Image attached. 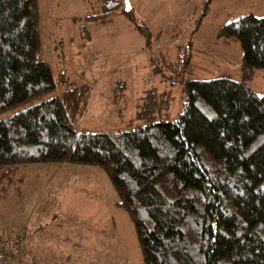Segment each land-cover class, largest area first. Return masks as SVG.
Instances as JSON below:
<instances>
[{
  "label": "trees",
  "instance_id": "16d2710c",
  "mask_svg": "<svg viewBox=\"0 0 264 264\" xmlns=\"http://www.w3.org/2000/svg\"><path fill=\"white\" fill-rule=\"evenodd\" d=\"M37 2L0 0V110L55 87L39 58ZM121 5L105 0L89 19L129 18ZM216 38L239 44V78L184 79L151 68L180 83L174 115L163 103L170 87L148 100L142 88L126 127L79 129L92 90L83 82L0 119L1 179L30 164L95 165L132 224L139 264H264V92L247 84L264 68V15L223 23Z\"/></svg>",
  "mask_w": 264,
  "mask_h": 264
},
{
  "label": "rangeland",
  "instance_id": "374dc122",
  "mask_svg": "<svg viewBox=\"0 0 264 264\" xmlns=\"http://www.w3.org/2000/svg\"><path fill=\"white\" fill-rule=\"evenodd\" d=\"M103 2L38 0L39 58L50 67L55 87L0 110V119L83 82L93 88L76 124L79 129L126 127L134 94L142 88L148 100L170 87L163 103L169 102L174 108L169 115H174L180 83L152 75L151 68L174 77L181 71L184 79H237L239 44L217 39V31L241 15H264V0H129V18L118 15L104 23L89 19ZM189 52L187 66L183 61ZM247 84L262 94L264 68L254 70ZM114 95H121L120 100L112 101ZM14 175L0 177V230H27L33 264L140 263L132 224L115 205L116 194L100 167L30 164Z\"/></svg>",
  "mask_w": 264,
  "mask_h": 264
},
{
  "label": "built area",
  "instance_id": "2783aa9c",
  "mask_svg": "<svg viewBox=\"0 0 264 264\" xmlns=\"http://www.w3.org/2000/svg\"><path fill=\"white\" fill-rule=\"evenodd\" d=\"M26 229L0 230V264H33Z\"/></svg>",
  "mask_w": 264,
  "mask_h": 264
},
{
  "label": "water",
  "instance_id": "95a60500",
  "mask_svg": "<svg viewBox=\"0 0 264 264\" xmlns=\"http://www.w3.org/2000/svg\"><path fill=\"white\" fill-rule=\"evenodd\" d=\"M130 9H131V5H130L129 0H123V10L125 12H128L130 11Z\"/></svg>",
  "mask_w": 264,
  "mask_h": 264
},
{
  "label": "crops",
  "instance_id": "0c3cea01",
  "mask_svg": "<svg viewBox=\"0 0 264 264\" xmlns=\"http://www.w3.org/2000/svg\"><path fill=\"white\" fill-rule=\"evenodd\" d=\"M91 87L93 88V85Z\"/></svg>",
  "mask_w": 264,
  "mask_h": 264
}]
</instances>
